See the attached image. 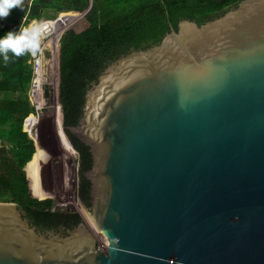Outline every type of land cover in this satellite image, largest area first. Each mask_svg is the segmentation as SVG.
<instances>
[{"label":"water","instance_id":"water-1","mask_svg":"<svg viewBox=\"0 0 264 264\" xmlns=\"http://www.w3.org/2000/svg\"><path fill=\"white\" fill-rule=\"evenodd\" d=\"M81 111L88 218L42 233L0 202V264H264V0L168 25L109 62Z\"/></svg>","mask_w":264,"mask_h":264},{"label":"trees","instance_id":"trees-1","mask_svg":"<svg viewBox=\"0 0 264 264\" xmlns=\"http://www.w3.org/2000/svg\"><path fill=\"white\" fill-rule=\"evenodd\" d=\"M238 1L24 0V11L13 9L7 19L0 20V37L17 32L27 19L57 15L63 20L52 23L55 29L60 22L67 27L69 21L64 18L75 20L55 33L62 31L55 40V104L60 110L58 134L62 146L78 154L76 198L86 218L90 213L89 182L82 175L89 169L91 157L88 148L67 129L81 115L86 88L119 55L157 43L168 25L173 27L181 19L200 24ZM79 19L85 25L76 30L71 26ZM36 22L42 24L43 20ZM9 56L7 64L0 57V202L15 203L40 231L72 228L81 221L79 214L50 210L53 190L37 176L38 167L50 157L22 130L24 122V129L31 133L37 122L35 115L29 114L34 107L26 93L32 79L29 56Z\"/></svg>","mask_w":264,"mask_h":264},{"label":"rangeland","instance_id":"rangeland-1","mask_svg":"<svg viewBox=\"0 0 264 264\" xmlns=\"http://www.w3.org/2000/svg\"><path fill=\"white\" fill-rule=\"evenodd\" d=\"M73 21L75 20L69 21V24L67 26H69ZM84 25V21L82 19H79L71 27L76 30H79ZM25 27L26 25L24 26V28ZM55 37L56 35H53V33L51 32L43 40L41 49H47L50 44H54ZM34 71L36 74L34 79V91L32 89V100L36 109L33 111L32 114L35 115L37 122L32 128L30 136L31 139H33L35 146H39L40 149L43 150L50 157L49 164H47L48 168H46L48 171H46L45 169L44 173L47 176V173L50 172L51 176L53 177L52 186L54 187V191L49 196L51 199V204L55 206L56 203L66 201L68 202L66 206L71 209L73 204L70 201H74L77 187L75 171L77 157L75 152L74 154H70V152H67L65 148L61 146L62 143L58 134L60 110L59 107L56 106L54 99L48 98V100L44 102L42 106L40 104L39 86L42 84H46V80L43 77L44 71L42 69V60L39 56L37 57V63ZM59 142L61 143V145ZM63 155H66V158ZM61 173H63L62 181L60 180Z\"/></svg>","mask_w":264,"mask_h":264},{"label":"clouds","instance_id":"clouds-1","mask_svg":"<svg viewBox=\"0 0 264 264\" xmlns=\"http://www.w3.org/2000/svg\"><path fill=\"white\" fill-rule=\"evenodd\" d=\"M13 9L24 11V0H0V20L7 19ZM41 30L20 27L19 32L9 31L0 37V57L7 64L10 61L9 53L15 57L30 54L36 57L41 52Z\"/></svg>","mask_w":264,"mask_h":264},{"label":"built area","instance_id":"built-area-1","mask_svg":"<svg viewBox=\"0 0 264 264\" xmlns=\"http://www.w3.org/2000/svg\"><path fill=\"white\" fill-rule=\"evenodd\" d=\"M57 19H59V17L57 15H54L52 17H40L38 19H27L22 25H20V27H24V25L28 22V21H42L43 20V23L40 25V30H41V38H40V44H42L43 40L45 39L46 35L47 34H50L51 32H53V35L56 33V31L60 30V29H63L62 31H64L65 28V24L63 22H60L59 24H61L60 27H57L56 29L54 28V25L55 24H52L54 23ZM50 23V25L48 24ZM58 25V24H57ZM20 28L18 29L17 33L19 32ZM45 49H41V52L37 54L36 57H33L31 56L30 54L29 55V59H30V63H31V66H32V79H31V82H30V87L28 89V92H27V95L29 96L30 98V101L32 103V106L34 107V110L36 109L33 101H32V98H31V92H32V86H33V82H34V76H35V73H34V70H35V67H36V63H37V57L39 56L40 59L42 60V69H43V52H44ZM71 202V201H70ZM63 203V204H61ZM61 203H57L59 207H65L67 205L68 202L64 201V202H61ZM71 203H74L75 202L72 200ZM77 209V208H76Z\"/></svg>","mask_w":264,"mask_h":264},{"label":"bare ground","instance_id":"bare-ground-1","mask_svg":"<svg viewBox=\"0 0 264 264\" xmlns=\"http://www.w3.org/2000/svg\"><path fill=\"white\" fill-rule=\"evenodd\" d=\"M64 19H66V20H68V21H72V20H70L69 18H64ZM61 20H63V19H59V20H57V21H55V22H59V21H61ZM33 22H30V21H28L25 25H26V27H28V26H30L31 24H32ZM40 24V23H39ZM25 27V28H26ZM62 32V31H61ZM58 36V34L56 35V37ZM56 37L54 38V44H50L48 47H47V52H48V55H49V57H50V59H51V62H52V74H51V78H49V77H47V75L43 72V77L45 78V80H46V84H42V85H40L39 86V93H40V102H41V106H42V104L44 103V96H43V89L44 88H49L50 86L52 87V89H54V86H55V79H54V71H53V55H54V52H55V40H56ZM54 101H55V96H54ZM55 105V104H54ZM68 152V151H67ZM70 154H74V153H70ZM64 156V155H63ZM65 158H66V155L64 156ZM47 164H49V161L48 162H46L44 165H40L39 166V168H38V170H37V176H38V178H40V180L45 184V185H47V186H50L51 188H52V190L54 191V187L52 186V181H53V177L51 176V173L50 172H48L47 173V176L45 175V173H44V171H45V169L46 168H48V165ZM46 165V166H45ZM46 171H48L47 169H46ZM44 180L46 181V182H50L49 184H46L45 182H44ZM69 197H71V196H69ZM61 204H63V203H61ZM80 213H81V211H80ZM83 217H84V219L86 220L87 218L83 215V214H81Z\"/></svg>","mask_w":264,"mask_h":264},{"label":"flooded vegetation","instance_id":"flooded-vegetation-1","mask_svg":"<svg viewBox=\"0 0 264 264\" xmlns=\"http://www.w3.org/2000/svg\"><path fill=\"white\" fill-rule=\"evenodd\" d=\"M41 103V102H40ZM75 152V151H74ZM75 154H76V157H77V161H76V168H75V171H76V179H78V154L75 152ZM63 173H61L60 174V180L62 181V175ZM75 178V177H74ZM76 186H77V181H76ZM76 190H77V187H76ZM89 203H90V183H89ZM72 202V201H71ZM74 202H75V204L74 203H72L73 204V206L71 207V209L72 210H74L75 212H77L78 214H79V216H80V218H81V214H83V212H81L80 213V208H79V206H78V203H77V198H76V194H75V198H74ZM52 206V205H51ZM56 207H58V210L57 211H72L71 209H69V207H67V206H65L64 208H62V207H59L58 206V204L56 203V205H55ZM77 208V209H76ZM88 209H89V211H90V204H89V206H88ZM55 211V210H54ZM81 221H82V219H81ZM29 222V221H28ZM78 224V223H77ZM76 224V225H77ZM31 225V224H30ZM33 226V225H32ZM35 227V226H34ZM73 228V227H72ZM72 228H69V227H65V226H59V227H57V228H51V229H48V230H44V231H40L39 229H37L36 227H35V229L37 230V231H40V232H49V231H53V232H56V233H59V234H66L67 233V231L68 230H70V229H72Z\"/></svg>","mask_w":264,"mask_h":264},{"label":"crops","instance_id":"crops-1","mask_svg":"<svg viewBox=\"0 0 264 264\" xmlns=\"http://www.w3.org/2000/svg\"><path fill=\"white\" fill-rule=\"evenodd\" d=\"M29 20V19H28ZM30 22H34V23H32L30 26H28V27H26V28H28V29H32V28H35V27H39L40 28V25L41 24H39V22H36V21H30ZM25 26V25H24ZM24 28V27H23ZM60 34V33H59ZM49 34H47L46 35V37L48 36ZM45 37V38H46ZM29 56V55H28ZM27 63L29 64V65H31V63H30V59L28 58V60H27ZM31 67V66H30ZM35 72V71H34ZM36 74V73H35ZM43 81V80H42ZM32 88H33V91H34V88H35V81L33 82V86H32ZM33 91L31 92V98L33 99ZM28 92V91H27ZM26 92V93H27ZM14 95H16V94H14ZM33 101V100H32ZM41 104V103H40ZM29 114H32V113H29ZM28 114V115H29ZM22 130L23 131H25L26 133H27V136L31 139V136H30V132L29 131H27V130H25L24 129V124H22ZM33 140V139H32ZM60 143V142H59ZM60 145H61V143H60ZM62 146V145H61ZM39 147V146H38ZM63 147V146H62ZM40 148V147H39ZM64 148V147H63ZM43 151V150H42ZM67 151V150H66ZM44 152V151H43ZM71 153V152H70ZM39 168V167H38ZM44 182L46 183V184H48L49 182H46L45 180H44Z\"/></svg>","mask_w":264,"mask_h":264}]
</instances>
